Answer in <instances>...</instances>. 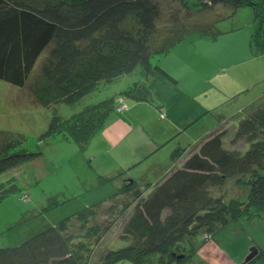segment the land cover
I'll list each match as a JSON object with an SVG mask.
<instances>
[{
  "label": "trees",
  "instance_id": "1",
  "mask_svg": "<svg viewBox=\"0 0 264 264\" xmlns=\"http://www.w3.org/2000/svg\"><path fill=\"white\" fill-rule=\"evenodd\" d=\"M218 5L253 8L251 46L264 55V0H0V79L46 107L75 104L101 83L117 81L112 95L66 119L54 115L39 136L58 135L84 148L110 113L124 111L123 97L153 101L149 76L176 81L153 57L187 38L220 34L216 21L189 26L179 15ZM137 67L141 75L126 79ZM224 126L194 141L180 165L152 180L126 168L98 174V184L128 177L20 243L0 245V264H186L195 237L211 239L229 223L264 221V102ZM21 145L13 136L0 141V176L38 155ZM230 181L244 187L242 197L228 195ZM17 190L13 176L0 182V202ZM123 216L117 243L100 247ZM256 248L247 263L264 264V248Z\"/></svg>",
  "mask_w": 264,
  "mask_h": 264
},
{
  "label": "rangeland",
  "instance_id": "2",
  "mask_svg": "<svg viewBox=\"0 0 264 264\" xmlns=\"http://www.w3.org/2000/svg\"><path fill=\"white\" fill-rule=\"evenodd\" d=\"M179 18L189 26L216 21L215 30L220 34L215 37L187 38L164 57H153L152 64L160 63L159 65L167 69V73L176 81L172 82L159 76L157 80L160 81L153 84L156 92L151 87L152 83L150 89L157 93L158 98V93L172 97V100L165 99L173 106V110H176V120L179 122L191 116L194 110L198 116L208 108L211 110L204 116L206 122H230L238 108L242 105L248 106V103L264 94V55L255 50L257 56L251 46L253 8L242 6L232 12L227 7L218 5L212 10L182 12ZM140 70L141 68L137 67L132 75L125 76L126 79L139 77ZM116 82L101 83L99 89L90 92L75 104L56 103L46 107L33 102L27 90L0 79V141L10 136L17 137L22 142L21 146L38 152L35 158L0 176V182L13 176L18 185L16 192L7 195L0 202L1 246L20 243L37 230L106 197L120 186L124 177L115 180L111 177V182L98 184L97 175L103 174L105 165H111L110 157H121L122 147L126 143L129 144L132 154L125 168L128 169L127 173L130 170V175L137 176V179L152 180L170 165L168 156L178 145L173 141L166 143L164 140L172 135L176 138L181 135L176 126H172L167 120H160L158 113L157 116L154 115L149 108L136 113L141 121L134 125L139 126L136 132L128 130L130 123L123 126L121 123L118 128L106 130L109 120L118 118L123 113L117 114L113 111L106 125L91 137L84 148L58 135L45 140L39 139L54 115L63 119L71 117L83 106L112 95ZM120 83L122 81L118 82ZM246 83L250 85L244 86ZM150 93L154 94L151 91ZM155 103L157 104V100ZM213 109L217 110L218 115H223L222 119L212 111ZM210 127L212 126H208ZM182 128L185 129L184 126ZM104 130L106 134L103 133ZM152 136L156 139H152ZM135 137L145 140V147L135 146ZM116 139L119 145L116 149L111 148L110 144ZM186 145L188 144L184 143L182 147ZM155 147L158 148L156 155L146 154ZM190 149L183 150L180 157L185 158ZM126 159L129 160V156ZM153 161L157 163L154 167ZM241 187L233 181L225 185L230 196L242 197ZM49 204H54L55 207L42 212ZM124 218L125 216L118 219L105 234L100 247H112L117 243ZM194 240L192 243L197 249L186 264H243L252 247L264 248V221H246L243 226L240 223H229L219 227L211 239L203 240L201 236H197ZM95 252L97 255L98 250ZM119 264L132 262L125 259Z\"/></svg>",
  "mask_w": 264,
  "mask_h": 264
},
{
  "label": "crops",
  "instance_id": "3",
  "mask_svg": "<svg viewBox=\"0 0 264 264\" xmlns=\"http://www.w3.org/2000/svg\"><path fill=\"white\" fill-rule=\"evenodd\" d=\"M255 53L258 56L256 51H255ZM259 54H261V53L259 52ZM162 57H164V55ZM232 64H234V63H232ZM164 70L167 71V69H164ZM221 70H222V72H224L225 69L222 67ZM159 76H161V75L157 74V75H154L153 78H151V79L148 78V80H147L148 88L150 89V83H152L151 87H153L155 92H156V89H155V86L153 84L156 81H160V80H157ZM249 85H250L249 83H246L244 86H249ZM150 91L154 93L152 95L153 96V102H147V101H143V100L137 101V100H134V99L129 98V97H123V99H121L123 106H125L123 113L118 118H111L109 120V122L107 123L108 127L106 130H111V129H114L115 127L118 128L121 126V123H123L122 126L124 124L130 123L129 124L130 126H128V130L130 132L131 131L136 132L135 130L139 126H134V125L139 124L141 122L140 118L138 116H136V113H138L142 110L148 109V108H149V110H151L153 112L154 115L157 116V113H158V117L160 118V120H162L164 122H166V120H167L172 126H176V130L179 132V134L181 136L179 138H176L175 135H172L171 137L164 140V141H166V143L168 141H173L174 143H176L178 145V148H176L175 150H173L169 154L168 160L170 161V165L167 166V168L164 170L163 173H165L166 171H168L169 169L174 167L176 164L180 165V163L184 159V157H182V158L180 157L183 154V150H186L187 148H191L192 147L191 144L194 141H196V142L201 141L202 139L207 137L211 132L218 130L221 126H224L225 123H227V124L232 123L233 122L232 120H234V119L237 120L242 114L248 112L252 107L256 106L257 104H259L261 102H264V94H263L262 96L259 95L257 97V99L253 100L252 103H248V106L242 105L240 108H238L235 111V113H233V115H235V117L232 118V120L230 122H228V120L227 121L216 120V123H213V121H211L212 122L211 124H210V122L209 123L206 122L204 116L208 115L209 110H211L210 108H208L205 111H203L202 113L198 114V116L195 115L196 110H194V113L191 114V116L186 117L181 122H179L176 120L178 117L176 110L175 109L173 110V106L168 103L167 99H165V98H168V99L172 100V97L160 95L158 93V95H159V98H158L156 96L157 93H155L151 89H150ZM127 99H129V102H127ZM156 100H157V104L155 103ZM212 111L220 119H222L223 115L222 114L218 115V112L216 109H213ZM241 112H243V113L241 114ZM117 114H120V113H117ZM195 116H197V117L195 118ZM211 118H213V117H211ZM182 126H184L185 129H183ZM189 126H199V127L193 128V127H189ZM208 126H212V127L208 128ZM145 127L147 128L148 126H145ZM106 130H104L103 133L106 134ZM184 133H187V134L184 135ZM100 134H101V132L98 135H100ZM122 136H124V133ZM119 139H120V137H118V140ZM152 139H156V138L154 136H152ZM116 140L114 143L110 144L111 148L116 149V147L119 145L118 140L117 141ZM184 143H186L188 145H186L185 147H182V145ZM179 144H182V145L180 146ZM134 145L137 147H141V146L145 147L146 143H145V140L138 139L137 137H135ZM157 147L152 148L146 154L149 155V154L153 153V155H156L157 150H158ZM104 151L106 152L105 149H104ZM131 154L132 153H131V148H130L129 144H127V143L124 144L122 147L121 157L120 158H114V159H111V157H110L111 165H105L104 166L103 174L108 175V176H114V175L118 174L119 172L124 171L125 166H128L126 164L129 163ZM106 155H107V153H106ZM128 156H129V160L126 159V157H128ZM154 164H157V163L155 161H153L152 167H154ZM159 175H162V173ZM123 177L127 178L128 174L125 173L123 175Z\"/></svg>",
  "mask_w": 264,
  "mask_h": 264
},
{
  "label": "water",
  "instance_id": "4",
  "mask_svg": "<svg viewBox=\"0 0 264 264\" xmlns=\"http://www.w3.org/2000/svg\"><path fill=\"white\" fill-rule=\"evenodd\" d=\"M257 252H258V249H257L256 247H252V248L250 249L249 254L245 257L243 263H247V262H249L251 259H253V257L257 254Z\"/></svg>",
  "mask_w": 264,
  "mask_h": 264
},
{
  "label": "built area",
  "instance_id": "5",
  "mask_svg": "<svg viewBox=\"0 0 264 264\" xmlns=\"http://www.w3.org/2000/svg\"><path fill=\"white\" fill-rule=\"evenodd\" d=\"M123 107L121 106L120 108H119V110H121Z\"/></svg>",
  "mask_w": 264,
  "mask_h": 264
}]
</instances>
